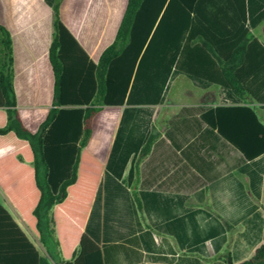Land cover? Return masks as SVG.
Returning a JSON list of instances; mask_svg holds the SVG:
<instances>
[{
	"label": "trees",
	"instance_id": "1",
	"mask_svg": "<svg viewBox=\"0 0 264 264\" xmlns=\"http://www.w3.org/2000/svg\"><path fill=\"white\" fill-rule=\"evenodd\" d=\"M34 1L52 13L47 56L34 75L16 81L14 40L0 23V189L34 236L0 202V264H104L85 222L118 121L125 106L161 103L173 73L224 89L233 104L212 102L201 119L245 159L264 154V123L246 85L251 64L264 89V46L249 30L264 22V0H124L96 63L63 23V0ZM47 21L33 31L44 26L46 35ZM157 137H148L138 162ZM134 199L141 211L136 192ZM236 264H264V235Z\"/></svg>",
	"mask_w": 264,
	"mask_h": 264
},
{
	"label": "crops",
	"instance_id": "2",
	"mask_svg": "<svg viewBox=\"0 0 264 264\" xmlns=\"http://www.w3.org/2000/svg\"><path fill=\"white\" fill-rule=\"evenodd\" d=\"M124 5V0H63L61 4L63 23L95 63L114 40ZM3 10L0 23L14 40L17 81L27 71L34 75L38 58L47 56L52 13L34 0H3ZM44 18L48 19L46 35L44 26L37 34L32 27ZM249 30L263 45L264 22ZM248 69L246 85L255 94L251 105L264 123V100H258L264 89L258 86L256 68L249 64ZM177 81L181 85L174 99L165 94L157 105L125 106L118 121L85 222V233L101 248L104 264H226L224 256L236 264L263 243L254 245L250 237L258 227L264 235V154L245 159L201 119L212 102L233 104L224 89L171 74L170 84ZM151 134L158 137L138 162ZM195 196L209 200L237 228L229 246L226 230L194 207ZM0 202L34 239L1 189Z\"/></svg>",
	"mask_w": 264,
	"mask_h": 264
},
{
	"label": "rangeland",
	"instance_id": "3",
	"mask_svg": "<svg viewBox=\"0 0 264 264\" xmlns=\"http://www.w3.org/2000/svg\"><path fill=\"white\" fill-rule=\"evenodd\" d=\"M259 42L261 41L259 40ZM180 85H181L180 81H177V83L173 82L172 84H169L168 90L166 91V94L169 99H174L178 95L177 92L180 89ZM164 116L167 117V115H164ZM240 178L243 180V177L240 176ZM247 192L248 194L252 195L250 188L247 190ZM194 207H198L202 210L201 212L203 213L202 216H207L208 218L210 217L211 223L216 224V227L220 226L221 228H224L226 230L227 232L226 247L229 246L232 240V235L237 228L235 226H232L230 230H227L223 222V221H226V219L214 208V206L207 199H200L198 198V196H195ZM259 222L261 224V221ZM262 231H263L262 228H259V227L255 228V230L254 229L252 230V235L250 237L252 244L258 245L263 242V232Z\"/></svg>",
	"mask_w": 264,
	"mask_h": 264
}]
</instances>
